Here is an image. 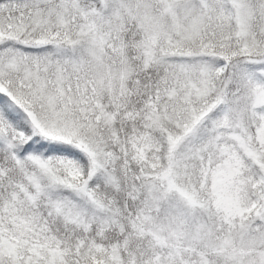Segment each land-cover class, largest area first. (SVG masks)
I'll list each match as a JSON object with an SVG mask.
<instances>
[{
  "label": "snow or ice",
  "instance_id": "obj_1",
  "mask_svg": "<svg viewBox=\"0 0 264 264\" xmlns=\"http://www.w3.org/2000/svg\"><path fill=\"white\" fill-rule=\"evenodd\" d=\"M0 264H264V0H0Z\"/></svg>",
  "mask_w": 264,
  "mask_h": 264
}]
</instances>
